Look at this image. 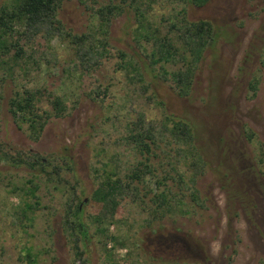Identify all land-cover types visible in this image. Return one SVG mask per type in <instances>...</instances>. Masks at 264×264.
Wrapping results in <instances>:
<instances>
[{"label":"rangeland","instance_id":"rangeland-1","mask_svg":"<svg viewBox=\"0 0 264 264\" xmlns=\"http://www.w3.org/2000/svg\"><path fill=\"white\" fill-rule=\"evenodd\" d=\"M8 1L0 0V8ZM108 3H120L125 11L101 26L96 11ZM139 10L158 36L175 42L178 33L171 27L181 13L188 20L212 21L216 41L193 66L187 97L177 96L171 76L153 64L151 39L137 36ZM56 12L59 23H45L36 32L16 28L0 57V264H32L26 250L36 257L35 264H259L264 259V162L258 160L264 155V0H205L201 5L60 0ZM77 36L83 41H75ZM165 66L184 69L185 59ZM23 89L39 90L41 109L52 110L53 97L66 107L63 115L47 120L37 140L8 110L10 98ZM153 89L163 105L151 96ZM164 112L200 120L204 131L197 144L212 166L220 167V176L208 170L199 175V199L192 201L184 191L189 212L167 215L158 232L146 226L148 213L129 193L113 216L97 217L99 209L83 205L91 237L87 253L75 261L64 224L68 203L73 206L91 195L97 166L113 165L124 176L136 157L126 142L129 123L142 115L159 124ZM246 127L256 133L252 142L245 137ZM50 153H68L76 176L65 172L62 182L55 183L40 175L35 187L26 181L32 176L26 164L3 158L19 154L31 160L33 154ZM159 156L152 162L166 161ZM31 186L35 195L28 191ZM231 189L237 193L235 201L229 199ZM34 201L39 204L23 217L24 204Z\"/></svg>","mask_w":264,"mask_h":264},{"label":"trees","instance_id":"trees-1","mask_svg":"<svg viewBox=\"0 0 264 264\" xmlns=\"http://www.w3.org/2000/svg\"><path fill=\"white\" fill-rule=\"evenodd\" d=\"M129 1L130 4L134 2V0ZM180 1L191 2L196 5L205 2V0ZM122 2L124 3L126 0H122ZM59 4L60 0H9L7 4L2 6L0 8V57L11 45L8 37L11 36L12 32H16V28L25 26L31 28L32 31L34 29L33 32H36L45 23H49L50 26L53 21L59 23V20L55 18ZM124 11L125 8L120 3H108L98 7L96 13L99 16L100 25L107 26L115 15ZM137 15V36L143 37L147 41L151 39L154 47L150 52L153 64L159 63L161 71L171 76L177 89V96L187 97L192 83L193 66L202 58L204 49L216 41V32L212 21L208 19L188 20L185 14L181 13L177 24H172L171 27L177 30L179 44L170 36H158V29L144 12L139 10ZM74 39L78 43L83 41V37L80 36ZM18 49H20L19 45ZM186 52H188L190 59H187ZM178 57L185 59L186 67L167 70L165 64L174 62ZM121 59L125 61L124 55ZM262 64L264 65V60ZM256 86V81L250 84L252 95L255 94ZM38 94V89H23L11 97L8 103V110L15 122L24 124L28 136L33 140L39 138L45 123L52 115L61 116L66 109L60 97H53L50 100L52 110L39 108L37 103L41 97ZM151 96L157 98L160 105L164 104L158 98L155 89H153ZM128 128L129 133L126 136V142L131 152L136 156L134 163L128 168V172L122 176L118 167L106 166V163L103 166L93 168L97 176L91 195L87 197L83 194L84 198H78L73 206L70 203L72 201L69 202L70 204L68 203L70 212L65 216L64 224L72 238L75 261L87 253V241L91 237L89 228L83 219V205L99 209L100 212H97V217L108 214L113 216V212L120 205L123 195L129 193L133 202L148 213L145 220L146 226L150 231L158 232L163 227L162 220L167 215L177 210L184 213L189 212L184 200L186 197L184 191H189L188 195L192 201L199 199L198 189L195 187L199 175L208 170L214 176H220V167L214 168L205 155L200 152L197 142L203 138L204 130L198 118L164 112V119L157 124L151 120L147 122L142 115H139L135 121L129 123ZM255 135L256 133L250 127L245 128V137L249 142L255 140ZM64 151L68 152V148L64 147ZM160 154L166 160L168 169L164 167L165 162L158 164L152 162V158H159ZM3 158L7 161L26 164L32 173V176L26 181L35 187H37L35 180L40 175L48 182L55 181V183L62 182V173L70 172L76 176L74 163L68 153H50L45 156L33 154L31 160L21 157L19 154L17 157L4 154ZM258 160L264 162L263 153L259 154ZM180 162L185 165L184 168ZM223 176L225 175L223 174ZM151 182L153 187H150ZM35 187L28 189L32 195H35ZM142 189H144L143 192H141ZM81 192L84 193L83 188ZM228 192L230 194L229 199L235 201L237 193L232 189ZM34 204L38 205L39 203L34 201L32 204L29 202L24 204L25 206L22 208L23 217L28 218V212L34 209ZM244 207L248 208V205H244ZM97 221L102 222L100 218ZM176 230L180 231L179 228ZM111 239L114 240L113 237ZM25 258L28 262H33L32 264L36 263V257L32 256L30 250L25 251ZM232 259L233 256L231 255L228 261L230 262ZM156 264L183 263L162 261ZM259 264H264V259H261Z\"/></svg>","mask_w":264,"mask_h":264}]
</instances>
